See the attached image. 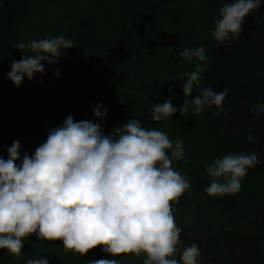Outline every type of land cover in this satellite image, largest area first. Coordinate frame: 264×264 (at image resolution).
Wrapping results in <instances>:
<instances>
[{"label":"trees","instance_id":"trees-1","mask_svg":"<svg viewBox=\"0 0 264 264\" xmlns=\"http://www.w3.org/2000/svg\"><path fill=\"white\" fill-rule=\"evenodd\" d=\"M231 2L0 0V156L7 159L6 148L19 141L26 104L39 99L26 77L19 88L5 78L11 62L21 60L16 45L45 37L71 39L73 48L61 50L62 57L52 64L54 73L60 70L54 117L42 119L44 108L36 105L39 144L68 115L76 121L98 122L91 111L97 103L108 110L105 134L132 118L145 129L165 133L173 144L182 140L184 156L174 160L172 167L185 176L190 190L171 204L181 229L178 248L196 244L200 264H264V113L249 112L264 103V0L261 10L244 19L239 37L230 34L221 45L212 35L213 17ZM201 46L208 56L205 61L179 56L185 48ZM198 64L204 69L202 87L217 92L228 89L219 116L213 115L218 111L215 106L203 108L200 115L191 107L183 117L179 113L185 81L175 79ZM169 87L174 88L172 103L178 111L170 120L155 122L151 110L171 99ZM198 94L194 90L192 96ZM249 130L254 142L247 139ZM27 150L21 145V156ZM232 153H256L260 162L247 171L235 194L208 196L205 189L212 178L205 166ZM24 243L29 250L22 249L18 257L0 249V264H26L30 258H44L49 264L113 258L121 264H143L146 258V254L112 257L101 247L80 256L65 251L62 241H41L36 234Z\"/></svg>","mask_w":264,"mask_h":264},{"label":"clouds","instance_id":"clouds-1","mask_svg":"<svg viewBox=\"0 0 264 264\" xmlns=\"http://www.w3.org/2000/svg\"><path fill=\"white\" fill-rule=\"evenodd\" d=\"M259 10L261 0L225 3L218 17H213L215 40L222 45L230 34L238 38L244 19ZM16 48L22 53L21 60L11 62L5 78L19 88L25 77L32 81L36 74L44 75V64H55L62 57L61 50L73 48V41L63 36L45 37L19 43ZM25 49L30 54H25ZM179 56L208 59L202 46L185 48ZM203 71L198 64L191 73L175 79L185 81L181 86L185 99L179 108L182 117L189 107L196 115L205 107L215 106V116L223 111L228 89L217 92L202 87ZM54 75L59 78V68ZM194 90L199 93L195 97ZM168 91L171 99L153 105L151 119L155 122L170 120L178 111L172 103L174 88ZM91 111L98 122L76 121L68 115L61 125L48 130L47 138L31 155L21 156V145L14 140L6 148L7 159L0 156V249L18 257L24 241L36 234L41 241H62L65 251L80 256L101 247L112 257L146 254L143 264H200L196 244L182 251L178 248L181 229L171 207L190 190L185 176L172 167L174 160L184 156L183 141L173 144L165 133L145 129L132 118L105 134L107 108L97 103ZM249 112L261 115L264 103ZM247 139L254 142L251 130ZM259 162L256 153H232L214 159L205 166L212 178L206 194H235L241 179ZM26 264L49 262L30 258ZM89 264L121 262L113 258L91 260Z\"/></svg>","mask_w":264,"mask_h":264},{"label":"rangeland","instance_id":"rangeland-1","mask_svg":"<svg viewBox=\"0 0 264 264\" xmlns=\"http://www.w3.org/2000/svg\"><path fill=\"white\" fill-rule=\"evenodd\" d=\"M44 68V75L41 76L40 74H36L34 79L30 81L32 88L39 93V99H33V102H28L20 116L23 125L19 141L21 145H25L26 148L29 149L31 154L34 153L36 147H38L40 143L39 133L36 129L39 122L36 117V105H41V107L44 108V113L41 116L42 119L54 117L55 110L59 105L57 95L58 80L53 72L54 66L45 63ZM150 130L154 129L151 127ZM27 245L29 244L27 243Z\"/></svg>","mask_w":264,"mask_h":264},{"label":"water","instance_id":"water-1","mask_svg":"<svg viewBox=\"0 0 264 264\" xmlns=\"http://www.w3.org/2000/svg\"><path fill=\"white\" fill-rule=\"evenodd\" d=\"M39 145H40V144H39ZM29 155H31V154H29ZM22 249H23V250H29V245L23 246Z\"/></svg>","mask_w":264,"mask_h":264},{"label":"flooded vegetation","instance_id":"flooded-vegetation-1","mask_svg":"<svg viewBox=\"0 0 264 264\" xmlns=\"http://www.w3.org/2000/svg\"><path fill=\"white\" fill-rule=\"evenodd\" d=\"M27 153H28V154H31V153L29 152V150H27Z\"/></svg>","mask_w":264,"mask_h":264}]
</instances>
